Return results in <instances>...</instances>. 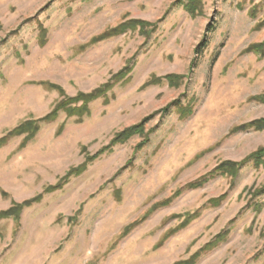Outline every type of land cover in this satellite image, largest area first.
<instances>
[{"label": "rangeland", "instance_id": "1", "mask_svg": "<svg viewBox=\"0 0 264 264\" xmlns=\"http://www.w3.org/2000/svg\"><path fill=\"white\" fill-rule=\"evenodd\" d=\"M187 2L0 0V138L61 99L39 83L66 97L109 84L81 122L59 114L24 148L22 137L0 148V212L155 115L142 148L137 136L116 145L18 223L0 221V264H264V159L208 177L264 149V132L229 134L264 120L250 100L264 96V0H192L191 14Z\"/></svg>", "mask_w": 264, "mask_h": 264}, {"label": "trees", "instance_id": "2", "mask_svg": "<svg viewBox=\"0 0 264 264\" xmlns=\"http://www.w3.org/2000/svg\"><path fill=\"white\" fill-rule=\"evenodd\" d=\"M186 1H188V2H187V6H185V10H186V12L191 14V13H193V9L191 8V6L193 5V2H192V0H186ZM129 25H130V23H129ZM125 30H126V25H125V23H123V24H121V25H119L113 29H109V30L103 32L101 35H99L98 37L93 39L92 42L99 43V42L105 41L109 38L119 36L120 34L124 33ZM17 32L18 31L16 30L13 33H11V35L12 36L16 35ZM41 40L42 41H40V44H41V46H43L44 41H43V39H41ZM204 47H205V45L202 43L200 45V48H204ZM199 49H198V51H199ZM198 51L196 50V53ZM201 51H202V49L200 50V52ZM120 74L121 73H119V75ZM163 80L165 82H167L169 86H172V83L170 81L176 80V78L165 77ZM148 84L149 83H147L146 85H148ZM39 86L47 89L48 91L55 92L58 95V98H61V99L55 104V106L52 108V110L47 115H45L43 118L38 119V120H34V121L23 122L20 124V126H17L13 130L8 132L5 136L0 138V148L5 146L7 144V141L11 140L12 138H19V137H22V142L20 143V149L24 148L27 145V143H29L31 140H34V137L39 132L42 125L51 124V123L55 122V120L59 117V114H64L65 118H67V119H70V118L74 119V121L76 123L81 122L84 117H88V115L90 114L89 105L92 102L98 100L99 98L104 99L105 94H106L105 92L109 89V84H106V85H104L98 89H95L94 91H92L90 93H86V95L84 93L79 92L74 97H66L64 91L59 86H56V85H53L50 83H39ZM250 100L264 105V96L253 97ZM174 105H175V103H171L169 106H167V108H165L161 111V114L167 113L168 108H170L171 106H174ZM191 114H192L191 108L186 109V111L180 109V118L181 119L188 118L189 116H191ZM154 117H155V115H151V116L147 117L146 119H144L141 122V124H138L137 126L126 129L123 132H121L120 134H117L116 136H114V138L110 141V143L107 146L100 149V151L97 153V155H95L94 157H92L89 160H85L78 168L73 169V170H69L64 175V177H62L58 181V183H56V185L46 187L42 194L37 195L36 197H34L31 200L23 202V204L22 203L21 204L12 203V206L8 210L0 212V221H3V220H9L10 221L11 220L15 223H18L19 222V215L24 209L30 208L31 206L40 203L42 201L44 195H48V194H51L55 191L61 190L70 181L71 178H75V177L81 175L86 170L87 166L91 162L96 160L101 155L110 153L112 151V148L115 147L116 145L125 144L129 139L137 136L139 138H142V143H140L138 146V148H140V147L142 148V146L147 141V134H144V128L143 127L147 122L152 120ZM61 129H62V127H60L58 129L56 134H60ZM246 130H248V131L252 130L255 132H264V120L263 121H253V122H250L248 124L238 126L236 128L234 127L233 129H231L229 131V134H233L234 132H237V131L243 132ZM263 159H264V149H260L256 152L250 154V156H248L246 159H243V161L240 163H237V162L231 163V164L229 163V166H232V168H226V166H228V165L218 166L213 172L210 173V175H208V177L212 176V175H214V177L218 176V175L223 176V174H224L226 176L228 175V176L234 178L236 176V174L238 173V171L245 164H247L249 162H253L255 166H258V165L263 164L262 163ZM209 178H211V177H209ZM206 181H207V179L204 178L201 181H196L195 183H191V184L187 185V189L188 190L198 189L201 186H203ZM0 195L2 197H4L5 193L3 191H0ZM136 222H134V223L130 224L129 226H127L126 228H124L122 231L121 237L126 235L134 226H136L138 224V222L137 223ZM187 223H189L188 220H187ZM174 264H194V259L190 258L188 260L186 259V261H179V262H176Z\"/></svg>", "mask_w": 264, "mask_h": 264}]
</instances>
